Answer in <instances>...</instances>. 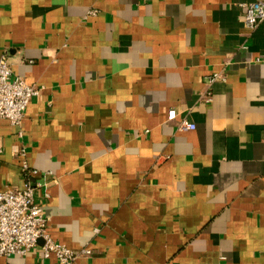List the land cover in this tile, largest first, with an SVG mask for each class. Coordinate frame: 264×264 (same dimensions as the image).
I'll return each instance as SVG.
<instances>
[{"label":"crops","instance_id":"1","mask_svg":"<svg viewBox=\"0 0 264 264\" xmlns=\"http://www.w3.org/2000/svg\"><path fill=\"white\" fill-rule=\"evenodd\" d=\"M247 1L0 0V57L41 87L20 127L0 117V190L45 181L51 237L91 250L72 264H264V21L244 26ZM0 264L58 261L38 246Z\"/></svg>","mask_w":264,"mask_h":264},{"label":"built area","instance_id":"2","mask_svg":"<svg viewBox=\"0 0 264 264\" xmlns=\"http://www.w3.org/2000/svg\"><path fill=\"white\" fill-rule=\"evenodd\" d=\"M242 7L243 23L248 29H254L264 21V0L247 1L242 3ZM94 13V9L89 11V14ZM219 78L224 79V75L213 73L207 77V81ZM40 90L39 85L27 83L14 75L9 61L4 56L0 57V117H5L13 125L20 127L27 104ZM206 99L210 97L207 95ZM177 114L175 108L168 109L166 120H175ZM195 127V123L186 118L178 122L181 130ZM19 154L23 156L20 169L24 173L29 169L24 148L19 149ZM32 171L36 172L35 169ZM45 187V181L38 180L34 183L26 182L22 188L7 186L0 190V256L25 255L39 246L43 257L53 255L58 264H72L80 254L91 253L89 248L76 251L51 237L42 205L36 201L37 190Z\"/></svg>","mask_w":264,"mask_h":264}]
</instances>
